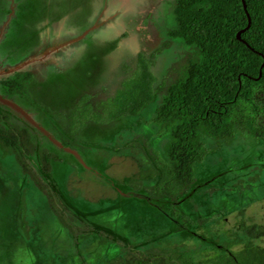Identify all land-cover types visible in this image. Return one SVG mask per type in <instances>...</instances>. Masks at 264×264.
<instances>
[{
	"label": "rangeland",
	"instance_id": "obj_1",
	"mask_svg": "<svg viewBox=\"0 0 264 264\" xmlns=\"http://www.w3.org/2000/svg\"><path fill=\"white\" fill-rule=\"evenodd\" d=\"M22 1L0 0V24L5 21L0 28V44L4 43L0 45V76L18 69H29L42 82L49 69L58 77L61 72L72 75L69 80L74 88L66 96L61 95L66 92L64 86L55 83L49 86L50 92L55 100H63L67 105L84 91L93 95L88 102L98 114L95 120H87L81 138L89 148L110 139L104 143L109 151L90 152L93 161L118 182L128 181L124 186L131 192L139 186L151 190L161 176L155 172L150 177L148 170H155V165L142 143L134 141L141 136L146 147L163 156L168 135L158 136V126L137 122L132 116L110 122L108 109L124 83L125 88L137 82L134 73L141 60L153 62L149 67L158 83L190 51L181 38L169 36L168 31L176 25V0H69V6L67 0H31L32 6L19 19L18 5ZM30 11L34 13L33 19L26 20ZM107 32L109 40L105 45L104 41L92 43V38L98 39L99 34L104 36ZM142 35H146L143 40ZM13 49L16 52L9 53ZM88 49L96 53L93 63L87 61L93 57L85 53ZM72 56L71 64L66 66L65 61ZM89 64L93 73L85 69ZM37 89L43 91L41 85ZM145 111L144 119H150L152 107ZM29 116L37 122L35 116ZM38 130L47 137L50 134L45 128L44 132ZM263 136V131L260 140L238 131L230 143L220 144L205 138L213 151L198 164V183L190 187V195L180 197L175 204L168 199H151L150 191L139 188L142 190H136L138 193L131 197L126 209L125 204L114 208L122 190L104 182L98 171L96 175L90 171L76 172L72 165L54 164L53 178L68 196L64 200H72L68 202L69 214L77 216V226H87L76 237L17 164L11 158L0 157V264H100L107 258L122 263L141 258V253L150 264H162V258H154L156 249L195 248L200 240L210 238L227 243V233L237 232L240 224L264 225ZM21 198L25 201L26 236L17 217ZM96 209L99 212L90 213ZM215 213H221L220 217ZM183 215L193 220L189 228H183ZM100 230L106 234L98 233Z\"/></svg>",
	"mask_w": 264,
	"mask_h": 264
},
{
	"label": "trees",
	"instance_id": "obj_2",
	"mask_svg": "<svg viewBox=\"0 0 264 264\" xmlns=\"http://www.w3.org/2000/svg\"><path fill=\"white\" fill-rule=\"evenodd\" d=\"M245 2L251 25L237 38V32L248 23L242 0H176V25L168 31L169 36L181 38L190 51L158 83L149 67L153 62L141 60V66L138 65L134 73L138 76L137 82L127 84L125 88L124 83L122 89L114 94L112 107L107 108L110 122L132 116L137 122L147 121L158 126V136L168 135L163 156L159 151L146 147L141 136L134 141V144L142 143L155 165V170H148L150 177H154L152 173L155 172L161 176L151 190L139 186L131 192L124 186L128 181L118 182L93 161L90 152L99 149L109 151L104 143L110 140L107 138L98 144L99 147L89 148L81 138L82 132L87 129V120H95L98 114L88 102L93 95L84 91L70 99L71 104L68 102L67 105L63 100H55L50 92V85L55 83L64 86L66 92L61 95L66 96L74 88L69 80L72 75L61 72L58 77L53 69H49L48 76L42 82L29 69H18L0 76V94L35 116L38 125L62 144V147L58 146L20 113L0 103V157L11 158L17 164L26 178L46 196L54 214L73 236H78L87 226H77L80 223H75L77 216L69 214L72 200H64L66 194L53 178L54 164L72 165L76 172L83 170L95 174L98 171L104 182L122 190L119 193L120 201L117 204L114 202V208L125 204L126 209L131 197L138 193L136 190L142 189L151 192V199H168L175 204L180 197L190 195V187L198 183V164L213 151L206 145L205 138L217 144L223 141L230 143L239 131L259 139L261 132H264V0ZM67 3L71 5L69 0ZM18 6L17 17L21 19V14L32 6V1L24 0ZM32 12L27 14L26 20L33 19ZM15 45L20 47L19 43ZM90 49L85 53L93 56L87 58L93 63L96 53L92 54ZM12 51L15 50L9 53ZM85 69L87 73L92 72L90 64ZM39 85L43 91L35 90ZM151 107L153 116L146 120L145 110ZM64 147L75 150L79 156L66 151ZM125 191L126 194H123ZM98 209L90 213L99 212ZM215 214L220 217L221 213ZM17 217L20 229L26 236L25 201L22 198ZM182 219L183 228L194 224L188 215H183ZM221 223L224 224V221ZM235 230L237 232L230 230L227 233V243L210 238L200 240L201 244L195 245V248L188 246L177 251L159 248L155 250L154 258L158 261L162 258V264H264V225L240 224ZM98 233L106 234L104 230ZM141 254V258L135 257L122 263L107 258L100 264H150L145 254Z\"/></svg>",
	"mask_w": 264,
	"mask_h": 264
},
{
	"label": "water",
	"instance_id": "obj_3",
	"mask_svg": "<svg viewBox=\"0 0 264 264\" xmlns=\"http://www.w3.org/2000/svg\"><path fill=\"white\" fill-rule=\"evenodd\" d=\"M242 3H243V7H244V9H245V11H246V15H247L248 23H247V26H246L245 28H243V29H241V30H239V31L237 32V38H240L241 33L244 32L245 30H247V29L250 27V25H251V17H250V15H249V13H248V11H247V9H246V2H245V0H242ZM260 74H261V73H260ZM0 102L3 103V104H5V105H7V106H9V107H11V108H13V109H15V110H17V111H19V112H20L23 116H25V118H27V119H28V120H29L34 126L40 128V129L43 130V132H44V128L41 127L40 125H38V123H36L33 119H31L30 116H29V114H28L26 111H24L21 107L16 106L12 101L7 100L6 98H4V97H2V96H0ZM45 132H46V131H45ZM46 134H47V132H46ZM48 137H49L50 139H52V140H53L58 146L62 147V144L59 143L57 140L53 139L51 135H49ZM64 149H65L66 151H68V152H71V153H73V154L79 156L78 153H77L75 150H73V149H70V148H67V147H64Z\"/></svg>",
	"mask_w": 264,
	"mask_h": 264
},
{
	"label": "flooded vegetation",
	"instance_id": "obj_4",
	"mask_svg": "<svg viewBox=\"0 0 264 264\" xmlns=\"http://www.w3.org/2000/svg\"><path fill=\"white\" fill-rule=\"evenodd\" d=\"M4 23H5V21H3L1 24H3L4 25ZM3 25H2V27H3ZM1 27V28H2ZM101 29V28H100ZM5 30V29H4ZM75 31V30H74ZM71 32H73V31H71ZM1 34V33H0ZM129 36H131V35H129ZM104 37V38H103ZM146 37V35H142L141 36V39L143 40L144 38ZM67 38H69V37H67ZM103 38V39H102ZM93 39V44L95 43V42H97L98 43V41H100V42H103L104 43V45H105V43L109 40V37H108V32H107V35H104V36H101V34H99V36H98V39L97 38H92ZM130 39H132V36H131V38ZM103 43H101V44H103ZM88 48H90V47H88ZM84 49V48H83ZM81 50V49H80ZM82 51V50H81ZM32 55V53H30V56ZM72 60H73V56L67 61H65V63H67V65L66 66H69L70 64H71V62H72ZM68 62H69V64H68ZM63 66V65H62ZM66 66H64V68H62V70L63 71H65L66 70Z\"/></svg>",
	"mask_w": 264,
	"mask_h": 264
},
{
	"label": "crops",
	"instance_id": "obj_5",
	"mask_svg": "<svg viewBox=\"0 0 264 264\" xmlns=\"http://www.w3.org/2000/svg\"><path fill=\"white\" fill-rule=\"evenodd\" d=\"M10 17V16H9ZM2 27V25L0 24V28Z\"/></svg>",
	"mask_w": 264,
	"mask_h": 264
},
{
	"label": "clouds",
	"instance_id": "obj_6",
	"mask_svg": "<svg viewBox=\"0 0 264 264\" xmlns=\"http://www.w3.org/2000/svg\"><path fill=\"white\" fill-rule=\"evenodd\" d=\"M37 123V122H36Z\"/></svg>",
	"mask_w": 264,
	"mask_h": 264
}]
</instances>
